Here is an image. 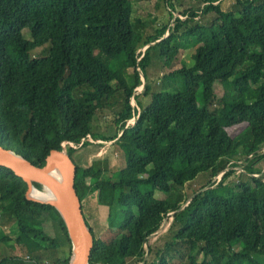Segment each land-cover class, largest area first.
Returning a JSON list of instances; mask_svg holds the SVG:
<instances>
[{
  "label": "trees",
  "instance_id": "trees-1",
  "mask_svg": "<svg viewBox=\"0 0 264 264\" xmlns=\"http://www.w3.org/2000/svg\"><path fill=\"white\" fill-rule=\"evenodd\" d=\"M160 1L173 24L140 45L130 0H0V146L36 166H44L51 151L65 150L78 168L80 199L83 181L102 188L99 206H109L106 240L96 237L83 208L94 236L90 264H264L257 259L264 256V179L247 167L264 155V0H234L231 11L221 8L227 0H204L183 18L172 15L176 0ZM183 43L196 48L194 65L175 72L183 92L153 94L142 107L148 85L136 98V124L128 127L130 100L142 76L147 80L150 51L160 49L166 65ZM117 96L122 111L112 146L125 164L113 178L74 156L112 142L98 132L97 118L118 104ZM241 124H247L244 132L231 137L228 129ZM240 147L245 170L233 162L212 184ZM208 172L210 184L186 201L175 198ZM27 191L23 179L0 167V247L18 246L29 255H8L0 264H40V253L61 247L58 232L70 252L54 264H69L72 241L63 218L54 206L29 200ZM156 192L173 196L158 200ZM170 213L171 225L153 240ZM167 232L170 240L159 247Z\"/></svg>",
  "mask_w": 264,
  "mask_h": 264
},
{
  "label": "rangeland",
  "instance_id": "rangeland-1",
  "mask_svg": "<svg viewBox=\"0 0 264 264\" xmlns=\"http://www.w3.org/2000/svg\"><path fill=\"white\" fill-rule=\"evenodd\" d=\"M133 7V19H132V26L133 31L136 37L140 38V45H144L151 41L152 36H154L157 31L163 29L165 26H172L173 19H171V15L166 7V3H163L160 0H130ZM204 0H176L174 3V10L172 11V15L174 18H183L184 16L180 17L182 13L188 11L189 9L198 10L202 7V3ZM233 2L234 0H229L221 5L222 10L224 11H231L233 9ZM217 6V5H216ZM211 16H209L210 18ZM207 17H205V21L202 23L205 24ZM140 21V22H139ZM168 33L166 34L167 37ZM24 36L26 39H30V34L28 31H24ZM175 43L173 42V45ZM178 44V43H176ZM181 44V43H180ZM152 44H148L146 47L141 48L145 51L149 46ZM141 50V51H142ZM196 48L193 43H183L181 45V52L178 57L169 62L168 64H163L164 62L160 58V49L154 48L149 53V66L146 70V79L143 77L144 80L149 83L150 90L147 96H143L139 99V103L142 107H145L150 102L151 95L157 93H177L183 92V81L182 76L177 75L175 72L180 70L183 66L188 68L192 67L195 63L194 54ZM201 96V89L198 93V99ZM116 100H118L117 105H113L112 107H107L99 112L98 121H99V130L98 132L102 134L106 141H115V134H116V126L114 121L116 119V114L121 113L122 111V100L117 96ZM81 102H84V99L81 98ZM247 124H241L232 128L228 129V133L231 137H237L238 135L242 134L246 129ZM88 138L92 141L91 136ZM242 138L245 139L246 142L251 140L249 134H243ZM101 143V142H99ZM109 146H112L109 145ZM239 153L235 158L228 159L224 164H226V168L229 167L233 162H238L239 167L245 170L246 162L244 160V154L242 148H239ZM75 161L80 165H87L93 162L96 165V168L99 170H109L110 172L114 173L113 178H118L119 173L122 167L125 164V155L123 152L117 147H107L106 149H102V147L97 148L95 146H88L79 152L76 153L74 156ZM223 164V166H224ZM252 170H248L249 173H254V175H260L262 179H264V155L259 157L256 160H253L250 165L247 166ZM211 172L201 174L197 177L195 181L186 185L185 189H178L177 192L174 194L176 199L184 198L186 201V197L195 195L198 191L202 189V187L207 186L211 182ZM101 186H104L103 184ZM176 189V188H175ZM105 199L110 200V187L106 191ZM104 196V195H103ZM173 194L167 195L164 193L156 192L155 198L158 200H167ZM100 201V196L93 197L89 200L84 201V211L86 216L90 219V215L93 214L92 211L95 209L97 203ZM109 207V206H108ZM107 206H100V218H101V225L91 223L92 227L95 230V235L97 238L101 240L107 239V216L106 214L109 211ZM5 228H9V224L5 225ZM41 228V227H39ZM164 233V232H163ZM57 239L61 243V247L57 249H51L47 252L40 253L42 256L40 259V264H54L58 259H65L69 252L70 248L66 245V239L64 235L60 232L55 234ZM162 235V233H161ZM158 234H155L152 239L156 240ZM171 232H167L158 242L159 247H163L166 242L170 240ZM156 238V239H155ZM9 256H16L20 258H28V254L23 248L15 246V249L6 248L4 251L3 248L0 247V262L4 260L5 257ZM261 262L264 263V256L257 258Z\"/></svg>",
  "mask_w": 264,
  "mask_h": 264
},
{
  "label": "water",
  "instance_id": "water-1",
  "mask_svg": "<svg viewBox=\"0 0 264 264\" xmlns=\"http://www.w3.org/2000/svg\"><path fill=\"white\" fill-rule=\"evenodd\" d=\"M0 167L11 170L27 183L29 200L52 205L58 210L72 241V257L69 264H90L94 236L87 225L83 205L76 189L78 168L67 152L53 150L44 166H36L15 151L0 146ZM56 170L62 173V181L54 178L53 172ZM35 184L41 185L43 190L49 189L57 203L51 204L32 199L29 194L36 187Z\"/></svg>",
  "mask_w": 264,
  "mask_h": 264
},
{
  "label": "built area",
  "instance_id": "built-area-1",
  "mask_svg": "<svg viewBox=\"0 0 264 264\" xmlns=\"http://www.w3.org/2000/svg\"><path fill=\"white\" fill-rule=\"evenodd\" d=\"M216 5H218V3H215V6H216ZM203 6H204V5H203ZM203 6H202V7H203ZM196 20H198V19H196ZM142 51H143V50H142ZM142 79H143V77H142ZM144 79H145V78H144ZM146 87H148V83H147L146 80H144L142 86H140V87L136 90L134 96H133V97L131 98V100H130V107H131L132 110H133V114H134V116H133V118L128 122V127H134L135 124H136V120H137L138 115H139V113H140V110H139V108L137 107V104H136V98L139 97L141 94H143V92L145 91ZM64 146H65V145H64ZM71 146H73L74 149H77V147H75L74 145L71 144ZM237 163H238V162H237ZM238 164H239V163H238ZM231 169H232V167H228L226 170H224L223 172H221L217 177H215V178L212 180V184H214L215 181H220L221 178L223 177V175H224L226 172H228L229 170H231ZM235 169H237V168H235ZM238 171L241 172V173L244 172L241 168H238ZM263 173H264V172H263ZM247 175H248V174H247ZM256 177H257V176H256ZM212 184H211V185H212ZM172 216H173L172 213H170V214L168 215V218H166V219L164 220V222H163V226H162V228L160 229V231H159L157 234H159L160 232L163 233V232H165L166 229L169 228V226H170L171 223H172Z\"/></svg>",
  "mask_w": 264,
  "mask_h": 264
},
{
  "label": "crops",
  "instance_id": "crops-1",
  "mask_svg": "<svg viewBox=\"0 0 264 264\" xmlns=\"http://www.w3.org/2000/svg\"><path fill=\"white\" fill-rule=\"evenodd\" d=\"M226 2H229V0H227ZM99 144H102V149H106L107 147H112V146H109L111 144H113V142H104V141H101V143ZM79 190H80V194H81V201H82V205H84V201L86 200H89L93 197H96L97 196H100V193H101V190L102 188L99 187L98 188V184L97 185H92L91 187H88V185L86 184L85 181L82 182V184H80L79 186ZM84 208V207H83ZM93 208L95 209L94 211H92L93 214L90 215V224L91 223H95V224H100L101 222V218H100V206H99V202L97 203V205ZM107 216V214H106Z\"/></svg>",
  "mask_w": 264,
  "mask_h": 264
},
{
  "label": "bare ground",
  "instance_id": "bare-ground-1",
  "mask_svg": "<svg viewBox=\"0 0 264 264\" xmlns=\"http://www.w3.org/2000/svg\"><path fill=\"white\" fill-rule=\"evenodd\" d=\"M53 176L58 181H62V179H63L62 173L59 170L54 171ZM29 196L36 201H41V202L51 203V204L57 203V200H56L54 194L47 188L40 191V190L36 189V187H35L30 192Z\"/></svg>",
  "mask_w": 264,
  "mask_h": 264
}]
</instances>
